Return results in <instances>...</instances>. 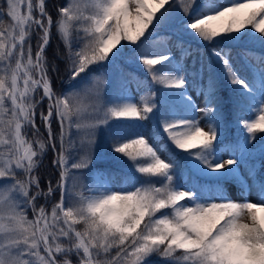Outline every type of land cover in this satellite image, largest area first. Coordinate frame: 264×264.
Wrapping results in <instances>:
<instances>
[{"label":"snow or ice","instance_id":"obj_1","mask_svg":"<svg viewBox=\"0 0 264 264\" xmlns=\"http://www.w3.org/2000/svg\"><path fill=\"white\" fill-rule=\"evenodd\" d=\"M54 8L55 19L48 0L0 3V264H264V144L252 162L264 139V53H239L248 80L232 49L217 46V38L246 36L264 46V0H67ZM178 11L188 18L180 30L204 45L177 39L179 58L172 35L160 32ZM54 29L65 52L58 45L50 61ZM121 61L139 62L150 82ZM214 61L236 92L229 101ZM53 76L74 90H56ZM229 102L244 135L221 145ZM113 123L110 154L133 168L93 173L89 186L97 133ZM47 150L58 178L42 189L35 172Z\"/></svg>","mask_w":264,"mask_h":264},{"label":"trees","instance_id":"obj_2","mask_svg":"<svg viewBox=\"0 0 264 264\" xmlns=\"http://www.w3.org/2000/svg\"><path fill=\"white\" fill-rule=\"evenodd\" d=\"M66 2L67 0H48V9L52 13L54 19L56 18V12H55L54 5L57 3H66ZM226 2L227 0H225V3ZM0 3H2V0H0ZM202 3H203V0H197L196 6L198 7ZM194 14H195V10L193 9L192 16H194ZM185 19H188V18H185L182 15V17L179 18V20L176 23L169 24L166 29L160 30L161 34H171L172 35V39L169 41V47L172 53L177 56V58H179V53L175 47V42L177 41V39H182L184 40L185 43H191V46L193 49L204 48V45L198 42V40L195 37L191 36L190 34L184 33L182 30H180V22ZM4 20L7 21L8 18L4 17ZM217 41H218L217 46L222 47V48L232 49L231 62L233 66L235 67L236 71L242 78L251 80L252 75L248 67L245 64V61L240 57L239 53L241 52L242 49H245V48L251 49L252 51L256 53H264V46L260 44L259 40L251 39L246 36L239 43H233L228 40H220V38H217ZM58 45H59L60 53L63 54L65 52V46L57 38V34L54 29L53 36H52V43L47 49V58L50 61L53 56L54 50L56 49ZM205 51H206V48H205ZM57 62L61 69V75H62L63 70H64V62L63 60H59ZM191 62H192L191 57L184 62L188 70H190L191 68ZM121 63L125 71L136 73L139 77L150 82V75L146 71H144L143 67L135 63L127 64V63H123V61H121ZM213 63H214V75L218 78L219 94L220 96L223 97L225 101H229L230 97H234L236 95V92L233 86L228 84L227 79L224 77V74H223V71L220 65L216 63L215 61ZM198 66H199V55L197 54V67ZM205 77H207V71L205 72ZM188 79L191 81L192 78L189 76ZM67 83L68 82L66 80L64 82H61V80L58 77L53 76V85L56 90L59 91L63 89V91L65 92L74 90V89H69L67 87ZM156 87L158 88L159 86H156ZM146 91L147 89H142L141 92H139V94L134 97L138 99L139 95H141L142 92H146ZM37 110L39 111V109ZM223 110L226 113L227 130H226L225 141H221V145H223L226 142L235 141V139L238 136L242 137L244 135L243 130L238 128V126L235 123V112H234L233 104L231 102L225 103ZM38 123L41 125L40 121H38ZM55 127L56 125L54 123L53 128L55 129ZM149 127H151V125ZM119 128L120 126L118 124L113 123L111 125L110 130L106 129V130L98 131L97 144L95 145V148H94L96 159H94L93 164L91 166V169H92L91 173H85V175L89 176V179L86 181L89 186H92L90 176L93 173L102 174V175H110V174L119 175L120 169L131 170L133 168L134 162L127 161V159L123 156L114 157L113 155L110 154V148H111L110 136L113 132L119 131ZM40 131L42 134H44L45 132L42 125L40 127ZM160 135L163 137L162 142L167 143L166 135L163 132H161ZM258 135L264 137V134H258ZM73 138L78 142V136H76L75 133H73ZM128 138H133V137H128ZM262 144H264V139H258L256 141L255 160L252 161L253 163L259 162L262 159L260 156V152H259L260 146ZM158 146L159 145H157V147ZM169 148H172L170 144H169ZM172 151L173 153H177V150H175L174 148H172ZM177 158L178 159L181 158L178 153H177ZM52 159H53V155L47 152V154L43 156L42 163L36 169L35 174L39 177V182L41 184L42 189L48 178H51L53 183H55L56 179L58 178L57 170L53 168L51 164ZM241 170H242V174L244 175V177L247 178L248 174L245 171V169L241 167ZM248 181H249V185H251L252 181L251 180H248ZM121 183H123V181H119V180L114 181L113 187H118L119 184ZM209 187H211V185H209ZM42 202L43 201H38V203H42ZM48 207H50V205H48ZM28 215L31 218L32 214L30 211L28 212Z\"/></svg>","mask_w":264,"mask_h":264},{"label":"rangeland","instance_id":"obj_3","mask_svg":"<svg viewBox=\"0 0 264 264\" xmlns=\"http://www.w3.org/2000/svg\"><path fill=\"white\" fill-rule=\"evenodd\" d=\"M197 1V0H196ZM37 2H38V0H37ZM167 7V6H166ZM182 15H183V13L182 12H177V17H176V20H174L172 23H170V24H174V23H176L178 20H179V18H181L182 17ZM127 51V50H126ZM135 64H138L139 66H141L142 67V65L139 63V62H135ZM189 81V80H188ZM80 86H78L77 88H79ZM188 88H189V92H191L192 93V95H193V98L196 100V102H197V104L199 105V106H201V107H203V97L202 96H196L195 95V92H193V90H192V87H191V83H190V81H189V83H188ZM138 92H133V95H136ZM37 112H39L38 110H37ZM202 115V114H201ZM38 121H40V119H39V116H37V119H36V124L37 125H40L39 123H38ZM41 122V121H40ZM206 123V121H204L203 119L201 120V125L203 126L204 124ZM47 152H49V153H51L52 155H53V153L51 152V150H47ZM223 158L224 159H227V158H229V152L228 151H224L223 152ZM42 160H43V158H42ZM57 170V169H56ZM58 171V170H57ZM226 190H227V192H229L233 197H238L239 196V194H240V188H239V186H236V185H234V184H232V183H230V182H228L227 184H226ZM252 195H253V199H255V189H252Z\"/></svg>","mask_w":264,"mask_h":264}]
</instances>
